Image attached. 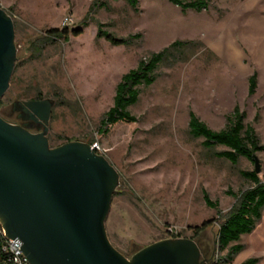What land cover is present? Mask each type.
I'll use <instances>...</instances> for the list:
<instances>
[{"label":"rangeland","instance_id":"obj_1","mask_svg":"<svg viewBox=\"0 0 264 264\" xmlns=\"http://www.w3.org/2000/svg\"><path fill=\"white\" fill-rule=\"evenodd\" d=\"M0 7L15 24L17 47L0 115L14 124L25 102L48 100L51 118L46 132L42 127L51 148L98 144L120 175L105 222L112 245L131 259L162 240L192 239L210 264L226 257L217 242L219 222L252 187L242 173L255 165L244 157L235 166L214 157L203 138L191 136L189 114L219 131L238 109L264 146V0H207L201 10L172 0H0ZM66 27L65 39L41 48L46 31ZM105 35L132 41L115 45ZM176 42L195 46L186 47L185 59L162 64L153 85L141 87L130 107L138 121L100 135L122 77ZM256 156L264 182V150ZM204 190L217 208L207 206ZM239 243L244 248L233 261L220 264H264V213Z\"/></svg>","mask_w":264,"mask_h":264},{"label":"water","instance_id":"obj_2","mask_svg":"<svg viewBox=\"0 0 264 264\" xmlns=\"http://www.w3.org/2000/svg\"><path fill=\"white\" fill-rule=\"evenodd\" d=\"M15 24L0 7V99L15 68ZM24 106L45 125L48 100ZM32 133L0 115V221L31 264H210L192 239H166L131 259L110 242L105 222L119 184L115 167L79 141L51 148L46 133ZM255 171L262 172L255 157Z\"/></svg>","mask_w":264,"mask_h":264},{"label":"trees","instance_id":"obj_3","mask_svg":"<svg viewBox=\"0 0 264 264\" xmlns=\"http://www.w3.org/2000/svg\"><path fill=\"white\" fill-rule=\"evenodd\" d=\"M177 5H182L187 9L201 10L206 8L207 0H197L184 3L181 0H172ZM68 34L67 27L61 32L57 29H49L45 35L39 38L38 43L43 48L48 43L63 40ZM101 35H104L101 34ZM106 36V35H105ZM115 45L129 44L131 39H117L112 35L106 36ZM187 46H195L193 43L176 42L170 48L160 53L151 54L147 59L140 61L138 67L125 74L116 88L114 106L105 114L101 120L98 133L106 136L118 123H132L138 121L130 112V107L139 102L141 87H149L157 80V70L162 64L174 62L181 57L184 58ZM40 47H38L39 49ZM40 48V49H41ZM183 49V50H182ZM185 59V58H184ZM174 60V61H173ZM173 61V62H172ZM189 129L192 137L203 138L202 145L212 155L219 159H226L234 166L240 162L242 157L255 162V157L259 151L264 150V146L255 131L245 124V114H241L238 109L227 117V126L219 131L210 128L193 111L189 114ZM92 145V144H91ZM217 146L226 147L227 150L216 152ZM243 176L252 182V187L237 197V203L230 213L219 222L217 242L221 252L228 251L226 257L213 260L215 264L228 263L244 246L239 243L243 235L251 233L264 213V182L256 171L243 172ZM204 200L208 207L217 208L218 203L213 202L209 194L203 191ZM210 222H205L201 227L195 228V235H199L205 230ZM177 238V236L175 237ZM196 242V241H195ZM202 259L208 258L206 251L202 249ZM209 259V258H208ZM258 259H249L242 264H258Z\"/></svg>","mask_w":264,"mask_h":264},{"label":"built area","instance_id":"obj_4","mask_svg":"<svg viewBox=\"0 0 264 264\" xmlns=\"http://www.w3.org/2000/svg\"><path fill=\"white\" fill-rule=\"evenodd\" d=\"M66 24L72 23V19L67 18ZM97 153L100 149L98 144L93 146ZM0 264H31L23 248L5 233L3 224L0 221Z\"/></svg>","mask_w":264,"mask_h":264},{"label":"flooded vegetation","instance_id":"obj_5","mask_svg":"<svg viewBox=\"0 0 264 264\" xmlns=\"http://www.w3.org/2000/svg\"><path fill=\"white\" fill-rule=\"evenodd\" d=\"M14 124L21 125L32 132L39 133H42L40 131L41 126H44L43 123L37 121L35 118L32 117L31 112L24 105L21 106L18 119ZM204 260L210 262V259L208 258H205Z\"/></svg>","mask_w":264,"mask_h":264}]
</instances>
